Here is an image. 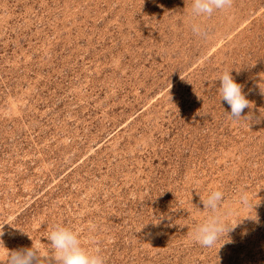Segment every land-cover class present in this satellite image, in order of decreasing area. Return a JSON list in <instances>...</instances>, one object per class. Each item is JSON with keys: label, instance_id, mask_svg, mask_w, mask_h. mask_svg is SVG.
<instances>
[{"label": "rangeland", "instance_id": "obj_1", "mask_svg": "<svg viewBox=\"0 0 264 264\" xmlns=\"http://www.w3.org/2000/svg\"><path fill=\"white\" fill-rule=\"evenodd\" d=\"M0 0V240L56 224L105 264H264V0ZM252 103L234 122L217 81ZM245 189L251 206L238 202ZM215 189L231 228L192 239ZM6 257L0 255V264Z\"/></svg>", "mask_w": 264, "mask_h": 264}, {"label": "clouds", "instance_id": "obj_2", "mask_svg": "<svg viewBox=\"0 0 264 264\" xmlns=\"http://www.w3.org/2000/svg\"><path fill=\"white\" fill-rule=\"evenodd\" d=\"M233 0H192L189 14V26L192 34L197 38L207 40V30L199 23L198 18L212 17L217 12L231 10ZM217 81H220L218 95L220 102L225 101L230 106V114L234 122L249 121L250 116H243L246 108L251 109L252 103L246 98L243 86L235 82L231 71H223ZM238 202L244 206H251L248 193L241 188L237 191ZM225 193L220 189L210 191L201 200L208 215L201 223L192 229V239L205 248L214 247L222 234L232 230L225 224L227 213L221 206ZM3 234V233H2ZM0 234V235H2ZM49 250L42 252L38 247L21 248L9 251L0 240V255L6 257L5 264H105V257L98 247H85L78 230L62 224H56L48 233Z\"/></svg>", "mask_w": 264, "mask_h": 264}]
</instances>
